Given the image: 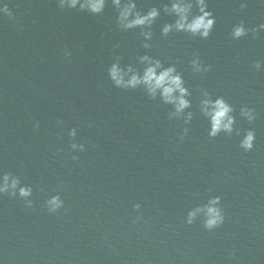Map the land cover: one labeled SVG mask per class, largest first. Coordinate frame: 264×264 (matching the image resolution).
Here are the masks:
<instances>
[{
    "label": "water",
    "instance_id": "95a60500",
    "mask_svg": "<svg viewBox=\"0 0 264 264\" xmlns=\"http://www.w3.org/2000/svg\"><path fill=\"white\" fill-rule=\"evenodd\" d=\"M171 2L135 0L161 15L125 29L113 0L99 14L0 0V184L19 181L0 192V264H264V0H207V38L164 36ZM241 24L247 34L235 38ZM143 56L182 75L183 113L111 79L113 64L142 75ZM219 98L234 123L212 136L203 101ZM54 197L62 205L51 211ZM209 206L223 216L213 228Z\"/></svg>",
    "mask_w": 264,
    "mask_h": 264
},
{
    "label": "clouds",
    "instance_id": "9594fccd",
    "mask_svg": "<svg viewBox=\"0 0 264 264\" xmlns=\"http://www.w3.org/2000/svg\"><path fill=\"white\" fill-rule=\"evenodd\" d=\"M67 3L70 7L76 8L80 5L82 9H87L94 14L102 13L105 9L107 0H85V3L81 4L80 0H62L63 3ZM117 8H120L119 19L121 26L125 29H150L154 22L160 17V8L153 6L147 14H142L137 10V4L135 0H129L128 3L122 4V0H113ZM164 11L169 15L174 14L176 16L175 23H168L163 27V35L168 36L174 30L177 32H187L192 35H199L202 38H207L212 33L215 26L216 20L214 14L207 10V0H195V4L192 0H172L171 4H165ZM194 7L199 8V14H194ZM7 11V6H5ZM264 27V25H262ZM247 34V30L243 24L237 26L233 30L235 38H240ZM143 35L146 40H151L152 32L144 31ZM145 48L151 47L150 44L145 43ZM142 62L147 63V67L144 68L143 74L141 75L131 66L128 67L127 71L120 67L119 64H113L110 68L111 79L115 82L118 87L124 88H136L143 85L147 88L149 94L155 98L160 95L166 103L174 104L176 106V114L183 113L185 109L191 106V102L186 98L190 95L189 90L185 87V82L181 74L177 72L175 66L164 67L163 63L159 59H153L150 56H143ZM193 65L196 70H199V62L193 61ZM257 67H260L257 62ZM131 74V75H129ZM204 112L211 118V133L210 135L216 136L221 131H232L234 123V117L231 115L233 109L223 98L206 99L203 101ZM243 114L248 116L249 119H254L252 113L247 110H242ZM189 119H191V113H189ZM72 135L75 136V130ZM255 139V133L249 131L246 138L242 142V147L246 150L253 148ZM77 147L75 144L73 148ZM83 146H81L82 148ZM75 158V157H74ZM10 176L4 175L3 183L0 184V192L8 191L9 187L16 189L19 185V181L16 179L11 180L9 184ZM20 194L22 196H29L31 189L21 188ZM212 205L218 203L217 200L211 202ZM51 205V211H55L62 205V201L59 197H54L49 201ZM197 211H201L198 209ZM196 212L190 213L189 223L194 218ZM208 219L206 227L213 228L223 222V216L217 207L209 206L207 208Z\"/></svg>",
    "mask_w": 264,
    "mask_h": 264
}]
</instances>
